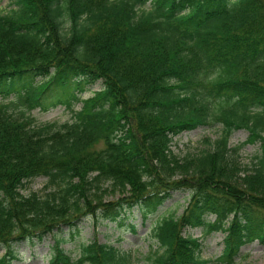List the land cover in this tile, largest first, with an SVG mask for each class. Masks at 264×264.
<instances>
[{"label":"trees","instance_id":"16d2710c","mask_svg":"<svg viewBox=\"0 0 264 264\" xmlns=\"http://www.w3.org/2000/svg\"><path fill=\"white\" fill-rule=\"evenodd\" d=\"M11 2L14 13H0V96L33 109L54 89L72 107L103 86L61 124L0 104V264L48 238L49 264H139L112 243H83L76 258L63 246L88 219L122 224L137 211L146 222L176 194L187 207L150 228L147 264H213L187 230L225 234L221 264L264 244V0ZM216 122L212 148L173 152L176 136ZM239 128L248 139L229 147ZM257 142L256 162L243 164L242 146ZM38 178L46 193L24 195ZM104 184L123 197L105 201Z\"/></svg>","mask_w":264,"mask_h":264},{"label":"rangeland","instance_id":"374dc122","mask_svg":"<svg viewBox=\"0 0 264 264\" xmlns=\"http://www.w3.org/2000/svg\"><path fill=\"white\" fill-rule=\"evenodd\" d=\"M150 4H147V8ZM16 6L11 0H0V13H14ZM103 83L97 82L91 86L80 97L81 100L74 101L72 107H68L67 96L69 93H57L54 89L46 91L42 95L40 107L29 109L28 106L21 102L17 93H12L8 97L0 96V104L4 103L10 106V112L17 118L32 116L36 125L47 123H65L75 120V113L80 111L83 101L94 95L95 91L102 88ZM60 98L59 104L56 101ZM24 113V115H23ZM224 129L222 122H216L209 126H200L192 130H186L174 138L172 144L173 152L183 158L189 154H197L204 149H210L216 141L221 138ZM249 137V131L246 128L234 129L229 138V147H235L244 143ZM212 144V145H211ZM103 144L98 145L102 147ZM260 142L255 144H245L240 150V159L243 164L251 166L256 162V155H260ZM47 189V179L38 178L26 185L22 191L24 195L37 193L44 195ZM105 201L118 200L124 195L121 191H115L110 184H104L103 191L100 192ZM188 194H176L174 198L167 202L157 212H155L145 222L137 211L130 215L122 224L109 221H97L93 219L86 220L81 225V233L74 239L70 240L63 248L72 257L76 258L79 254V246L86 242L99 241L100 243H112L122 250H132L135 255L139 254V264H147V257L151 250H157L156 245L152 246V241L147 239V234L152 226L161 222L165 217H180L184 213L187 204H185ZM133 226L136 231H133ZM185 235L192 236L200 240L201 248L199 256L203 260H209L213 264H221L217 261L224 250L225 234L212 233L205 234L203 229L187 230ZM123 239L118 240L119 237ZM53 239L48 238L43 243L36 246L23 244L17 247V258L12 264H49ZM6 252L0 249V258L5 256ZM238 264H264V244L258 241L242 247L239 256L236 259ZM223 264V263H222Z\"/></svg>","mask_w":264,"mask_h":264}]
</instances>
